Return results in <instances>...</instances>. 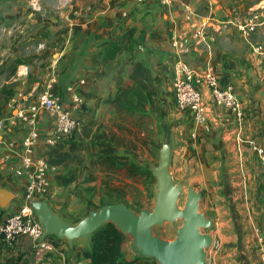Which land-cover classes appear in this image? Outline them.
Here are the masks:
<instances>
[{"label": "crops", "instance_id": "0c3cea01", "mask_svg": "<svg viewBox=\"0 0 264 264\" xmlns=\"http://www.w3.org/2000/svg\"><path fill=\"white\" fill-rule=\"evenodd\" d=\"M28 3L27 8H20L21 13L25 11L27 15L24 21L29 25L36 23L32 37L40 30L50 36L51 43L47 46L52 61H47L45 67L39 64L33 69L31 64L37 59L44 61L45 53L49 51L43 52L42 57L40 53H33L29 59L32 63L18 68L20 87L17 84L11 87L14 92L22 89L31 93L34 98L30 101H34L53 75L55 82L51 92L56 98L69 105V88L73 87L82 100L80 108L72 111V116L79 122L73 138L75 149L72 151L65 146L63 153L67 165L56 166L48 174L49 194L42 201L54 214L58 215L64 205H74L81 197L76 190L80 182L84 189L92 188L95 195H101L105 191L104 175L112 169H123L111 135L134 88L131 72L136 62L150 70L154 93L159 96L156 101L164 108L158 129L162 145L170 149L169 171L173 180L182 182L186 177L178 164L179 168L198 165L199 155H206L207 151L211 156L223 158V150H227L234 159L235 171L241 174L238 186L246 191L245 200L254 207V191L264 189V170L246 144L237 149L236 137L252 140L264 148V52L254 50L259 46L264 51V24L257 27L250 42L241 36L236 25L244 23L252 14H260L264 19V0H172L167 6L160 0L144 5L130 0H57L54 6L40 3L39 11ZM3 10L0 8V29L12 18L2 16ZM123 13H126L125 17ZM198 31L201 35L196 37ZM175 34L185 35L191 42L179 57L192 70L198 74L209 70L222 85L230 83L234 86L244 111L241 120H236L227 110L215 107L204 84L200 86L206 109L202 125H195L191 115L176 108L172 82L177 54L171 46ZM125 44L129 46V60H121L123 53L108 56L113 53L112 47L120 48ZM1 56L0 65L3 63ZM82 81L84 84L80 83ZM2 93L0 91V120L3 121L0 190L10 198H0V223L6 217L20 214L27 184L26 174L14 172L21 168L26 127L9 115L5 107L7 99ZM37 129L40 141L34 148V158L55 147L47 143L55 136L54 123L43 111L39 114ZM102 155L114 159L104 164L100 160ZM63 173L71 180L67 185L60 182ZM251 218L250 229L244 231L239 244L242 232L239 227H236V233L230 230L232 236H221L227 245L213 252L209 264H262L258 241L260 237L264 238V220ZM44 240L54 251L38 257L27 237L19 236L12 243L0 238V264H89L90 237L76 239L72 245L55 234L46 235ZM127 259L136 260L135 264H147L134 255Z\"/></svg>", "mask_w": 264, "mask_h": 264}, {"label": "rangeland", "instance_id": "374dc122", "mask_svg": "<svg viewBox=\"0 0 264 264\" xmlns=\"http://www.w3.org/2000/svg\"><path fill=\"white\" fill-rule=\"evenodd\" d=\"M55 1L57 2V0H0V8H4L1 15L12 17L8 19L9 22H4L3 28L0 29V56L2 55L1 60H3L0 65V91L3 92L5 100L15 93V89L11 86L15 87L17 84L20 87L18 68L21 69L23 65L32 63L29 59L33 53H40L42 57L43 52L49 51L43 58L45 62L37 59L35 64H31L33 69L38 68L39 64L47 66V61H52V53L50 54V48L47 46L51 43L50 36L40 30L37 36L32 37L31 35L36 32V23L34 25L26 23L24 16L27 17V15L25 11L22 14L20 8H27L30 2V6L39 11L40 3L54 6ZM41 40L48 42L40 46L43 43H39ZM112 52L108 56L114 57L116 54L123 53L121 60L131 58H129L128 44L120 48L113 47ZM158 97L156 93L150 100L145 99L140 93L137 98L128 97L127 107L121 112L118 124L113 125L111 135V140L121 157L120 165L124 170L122 168L121 170L112 169L108 175H104L105 191L101 195H95L92 188L91 190L90 188L84 189L80 182L76 190L79 191L81 197L76 199L74 205L62 206L57 215L60 219L75 227L88 216L89 212L97 211L104 205L118 203L125 204L136 215L142 211L151 212L153 210L157 189L152 168L158 165L159 149L163 148L158 128L164 108L156 101ZM136 101L139 103L136 104ZM209 154V151L206 155L200 154L198 165H182L179 168L178 164V169L186 172V177L182 182L175 181L176 184L181 185L177 207L181 211L184 209L187 190L191 187L200 195L198 212L212 223L210 227L200 230L202 234L210 235L213 239L211 246L205 249L206 264L210 263L213 252L227 245L221 236H232L230 230L236 233V227H239L242 230L237 242L239 244L244 231L250 229L251 217H260L259 221L264 220V189L261 187L254 191L256 203L253 207L250 201L245 200L246 191L238 186L241 174L235 171L236 165L232 154L227 150H223L222 155H225L223 158ZM130 164L136 165L139 170L130 174L127 170ZM176 176L178 178V175ZM60 182L67 185L71 180L67 174L63 173ZM182 222L183 218L177 217L171 222L155 226L152 229V235L162 241H174ZM123 252L125 258L134 255L138 259H144L147 264H160L154 258H141L130 236H126Z\"/></svg>", "mask_w": 264, "mask_h": 264}, {"label": "built area", "instance_id": "2783aa9c", "mask_svg": "<svg viewBox=\"0 0 264 264\" xmlns=\"http://www.w3.org/2000/svg\"><path fill=\"white\" fill-rule=\"evenodd\" d=\"M138 5H144L154 0H130ZM172 0H160L162 5H170ZM123 17L126 13L122 14ZM189 12L187 17H189ZM264 24L260 14H252L246 17L244 23L237 24L236 28L241 36L250 42L252 34L257 27ZM201 32L196 33L199 37ZM191 45L188 37L182 34H175L171 38V46L176 52V59L173 65V100L176 108L182 112L191 115L195 125L200 126L205 119V104L200 91V86L204 84L210 94L213 105L217 108L225 109L236 120H241L244 116L242 103L235 93L234 86L230 83L222 85L211 71L206 70L202 74L196 73L179 56ZM254 50L264 52L261 47L256 46ZM55 82L53 75L50 76L45 89L34 98L29 92L22 89L16 91L10 96L5 107L9 115L20 121L26 127V134L22 141L23 156L21 158V168L15 169L17 175L26 174L27 184L24 193L25 204L18 215L6 217L0 223V238L6 243H12L17 237H27L31 241V249L38 257L52 253L54 248L44 240L43 227L31 206V202L46 197L49 194L48 174L55 167L50 166L44 156L33 157L34 148L40 141L39 131L37 129V120L40 112L53 120L55 136L47 143L56 146L60 143L69 142L74 138L79 122L72 116V111L78 110L82 105L81 98L75 93L73 87L69 88L71 93L70 104L63 103L56 98L51 88ZM84 84V82H80ZM3 121L0 120V130ZM246 144L249 149L255 153L259 163L264 170V148L252 140H244L241 136L236 137L237 149ZM260 257L264 264V238H259Z\"/></svg>", "mask_w": 264, "mask_h": 264}, {"label": "water", "instance_id": "95a60500", "mask_svg": "<svg viewBox=\"0 0 264 264\" xmlns=\"http://www.w3.org/2000/svg\"><path fill=\"white\" fill-rule=\"evenodd\" d=\"M169 147L163 146L159 152V163L152 168L156 178V201L151 212L139 215L123 203L104 205L97 211L89 212L77 226L73 227L60 219L45 201H33L31 206L43 227L44 237L55 234L66 239L70 245L76 239H87L106 223L113 224L120 232L130 236L138 255L154 258L160 264H206L205 249L212 244V236L202 234L201 229L210 227L211 221L198 212L200 195L191 187L187 190L184 209L177 207L181 185L176 184L169 171ZM0 198H10L0 190ZM182 217L183 222L176 239L162 241L152 235V229L165 222Z\"/></svg>", "mask_w": 264, "mask_h": 264}, {"label": "trees", "instance_id": "16d2710c", "mask_svg": "<svg viewBox=\"0 0 264 264\" xmlns=\"http://www.w3.org/2000/svg\"><path fill=\"white\" fill-rule=\"evenodd\" d=\"M113 49V47H112ZM131 79L134 81V88L130 91L131 97H138L146 92L145 99L150 100L154 95V88L151 84L150 70L140 62H136L132 68ZM67 146L74 150L73 138L66 143H60L55 147L49 148L43 154L46 162L53 167L66 166L67 158L64 156L63 149ZM114 157L101 156L100 160L105 163H111ZM128 172L134 174L139 170L136 165L130 164ZM43 199V198H42ZM42 199H39L42 201ZM90 237L91 257L89 264H135L136 260L125 258L123 245L126 241V235L120 232L113 224L106 223Z\"/></svg>", "mask_w": 264, "mask_h": 264}]
</instances>
